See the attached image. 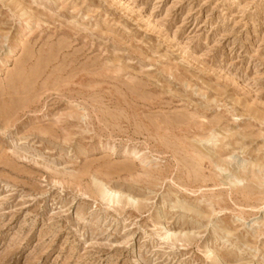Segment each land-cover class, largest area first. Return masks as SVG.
Wrapping results in <instances>:
<instances>
[{"label":"rangeland","instance_id":"rangeland-1","mask_svg":"<svg viewBox=\"0 0 264 264\" xmlns=\"http://www.w3.org/2000/svg\"><path fill=\"white\" fill-rule=\"evenodd\" d=\"M0 264H264V0H0Z\"/></svg>","mask_w":264,"mask_h":264},{"label":"bare ground","instance_id":"bare-ground-1","mask_svg":"<svg viewBox=\"0 0 264 264\" xmlns=\"http://www.w3.org/2000/svg\"><path fill=\"white\" fill-rule=\"evenodd\" d=\"M111 194H113V193L111 192Z\"/></svg>","mask_w":264,"mask_h":264}]
</instances>
